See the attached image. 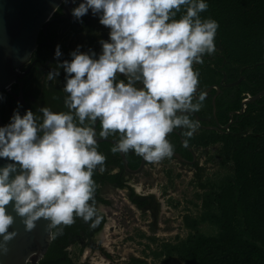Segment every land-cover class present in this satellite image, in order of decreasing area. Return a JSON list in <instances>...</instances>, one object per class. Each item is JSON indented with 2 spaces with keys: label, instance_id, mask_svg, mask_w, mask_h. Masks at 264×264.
Returning <instances> with one entry per match:
<instances>
[{
  "label": "clouds",
  "instance_id": "1",
  "mask_svg": "<svg viewBox=\"0 0 264 264\" xmlns=\"http://www.w3.org/2000/svg\"><path fill=\"white\" fill-rule=\"evenodd\" d=\"M208 7L206 0H81L71 10L76 20L89 10L99 15L109 39L100 41L98 57L77 46L71 60L59 61L56 46L58 62L46 81L55 82L63 69L66 111L17 109L0 127V158L11 161L0 167V250L7 251L17 235L9 231L10 204L26 231L41 218L49 221L52 239L76 218L99 224L103 209L93 176L106 171L100 139L118 133L113 154L134 151L153 164L173 156L168 135L175 129L187 130L188 145L200 127L191 114L206 98L203 92L196 96L199 72L193 65L216 52L219 23L201 16Z\"/></svg>",
  "mask_w": 264,
  "mask_h": 264
},
{
  "label": "trees",
  "instance_id": "2",
  "mask_svg": "<svg viewBox=\"0 0 264 264\" xmlns=\"http://www.w3.org/2000/svg\"><path fill=\"white\" fill-rule=\"evenodd\" d=\"M206 2L209 7L201 16L219 23L215 45L220 61L224 59L223 69L231 78L239 74L245 77L237 87L238 93L254 95L264 90V0ZM53 23L51 29L55 28ZM88 25L91 43L92 20ZM75 31V26L67 30L64 40ZM208 71L215 73L211 68ZM118 79L126 78L118 75ZM4 94L2 91L0 97ZM240 98L233 108L239 107ZM0 110L3 121L9 123L11 117ZM209 141L222 143L221 151L233 167L232 175L211 193L216 211L206 212L217 230L214 234L188 236L175 250L177 256L186 264H264V95L247 105L229 132L211 135ZM99 177L96 172L93 179ZM71 226L50 241L45 254L34 264H72L63 249L69 243L66 231Z\"/></svg>",
  "mask_w": 264,
  "mask_h": 264
},
{
  "label": "rangeland",
  "instance_id": "3",
  "mask_svg": "<svg viewBox=\"0 0 264 264\" xmlns=\"http://www.w3.org/2000/svg\"><path fill=\"white\" fill-rule=\"evenodd\" d=\"M80 2L81 0H74L73 8ZM94 24L97 30H110L100 24L99 15H95ZM55 41L58 44L62 42L59 30ZM83 43L84 32L74 33L63 41L64 51L71 53ZM98 49L95 47L93 51L97 53ZM219 54L220 51L216 47L214 55ZM99 55L98 53L97 57ZM207 63L215 64L216 59H206L203 56L202 64ZM202 64H194L199 76ZM221 146L219 141L206 140L202 145L196 143L195 164L165 158L156 164L148 163L139 173L128 176L136 181L132 182L136 189L140 186L141 191L137 189L138 192L154 191L149 195L154 194L155 200L160 202L159 210L155 213L145 207L148 199L141 204L143 210L132 205V189L122 190L123 194L111 192L110 186L102 188L101 193L104 196L109 193L108 196L114 199L110 202L114 203L116 220L110 216L113 209L108 206V224L105 225V231L102 236L94 238L101 239L112 251L95 254L94 251L99 250L101 242L92 241L86 236V242L80 245L76 238H70L72 244L67 247V254L72 264H186L177 256L175 250L178 246L192 234H214L217 230L206 218L207 211H216L215 204L211 201V193L231 176L233 171L232 163L223 155ZM154 195L149 198L151 201H154ZM154 206L152 203L151 207Z\"/></svg>",
  "mask_w": 264,
  "mask_h": 264
},
{
  "label": "flooded vegetation",
  "instance_id": "4",
  "mask_svg": "<svg viewBox=\"0 0 264 264\" xmlns=\"http://www.w3.org/2000/svg\"><path fill=\"white\" fill-rule=\"evenodd\" d=\"M60 15H62V12L61 9H58V11L55 13V19H53L48 24L45 32L41 31L39 33L38 44L32 56L27 62L22 64V72L27 71L20 78V81L22 82V88L19 87L17 83H15L11 86L12 93L6 92V94L0 97V108H2V111L4 113H7L8 116L12 117L14 110L17 109L21 114H23L25 110L28 109H31L33 112H38L39 108L44 106L51 107L53 111L67 110L64 107V97L66 96V93L63 92V87L66 83V79L63 69H60V75L57 77L55 82L48 83L46 81V74L52 68H54L58 62L57 58L55 57L57 45L60 46V50L62 52V56L59 58V61L71 60L72 57L70 56V53L64 51L65 47L63 41L64 37L67 35V30L72 29V26H75V33L79 31L84 32V43L79 45L80 51L86 52V50H94L95 47H97L99 49L96 54L102 53V45L100 41L109 39L110 30L100 31L96 29V26L94 24L95 15L92 14L91 10H89L88 14L83 16L81 20L78 21L67 18H60ZM91 20L93 28L91 29L90 35L93 36L94 39L91 43H89L87 37V35L89 34L88 23L91 22ZM69 21H71L72 24L68 23ZM59 22H62V24H60ZM52 23L54 24L53 26H55L54 29H51ZM83 27L85 28L83 29ZM58 30L60 32V38L62 40L60 44L55 41ZM70 35H74V33H70L69 36ZM219 55H204L206 59H216V63H207L201 65L202 72L199 76L198 85L200 89L197 91L196 96L198 97L200 92H203L206 98L203 101V106L201 107L200 111L196 112L199 117L198 121L200 123V127L195 132L194 136L189 140L186 147L183 143L185 139V137L183 136V132L186 129H175L168 135V140L174 145V152L182 158V160H180L176 156H172L171 159H175L185 164H195L197 155L194 149V145L196 143L200 145L205 144L206 140H209L211 135L224 134L229 132L230 129L234 125H236L239 117L245 112L247 105L252 101L251 100L249 102H246V100H249L252 96L249 92H242L240 94L237 91V87L245 78L244 75L239 74L238 77L231 78L230 75H228L227 72L223 69L224 59L223 61H220ZM193 67L195 68V65H193ZM209 68L214 69L215 73H210L209 71L207 72ZM238 79L240 80L237 83L229 86L226 85L227 83H232L234 81H237ZM240 96L241 98L239 100V107L233 108V104H235L236 101L238 102L237 99ZM243 102L246 103L242 105ZM191 119L195 120L194 114H191ZM96 127L97 131H99V123H97ZM109 138H113L118 141L120 137L117 133L113 136H110ZM113 146L114 144L107 140H99L98 150L106 156V171L103 174L97 171V173L100 174V177L96 181L98 185L97 191L95 193V196H97L95 197L97 206L99 207L100 205H105L107 207H112L113 213H111L110 216L114 217V220H116L114 216L116 213L113 207L114 203L110 202L114 199H111L108 196L109 193L104 196V194L101 193V190L105 186H110L112 188L111 192L114 193L115 191H117L124 194L122 190H128L129 188L133 190L134 196H131L132 199L129 197L133 206H136L137 208H141L143 210V205L141 204L144 200L148 199V203L145 205V207L149 208L155 213L156 210H159L160 202L158 201V199L155 200L156 197L154 194V201H151L149 199L151 196L153 197L152 194H149L153 193L154 191L144 192L143 190V193L138 192L136 189V185L132 183L136 181H134L133 178L131 179L128 177L129 175H134L137 173H132L127 169L134 170L138 168L143 157L136 155L134 151H130L129 153L125 154L127 166H124L120 154H113L111 152V148ZM148 163L149 162L145 160L140 171H142ZM108 176H112V179H109ZM140 183L142 184V182ZM127 193H129V191ZM152 203L155 204L154 208L151 207ZM105 219L106 215L102 213V218L99 224L93 226L91 222H84L81 218H76L75 223L70 227L71 229L66 232L69 235V238H76L77 242L80 245L84 244L87 239L86 236H89L92 241H98L102 243V245L100 243V248L97 247L99 248V250H92L95 254H102L101 251H105L106 253H108V251H112L111 247V250L108 249L103 244V241L101 239L94 238L96 237V232L100 229ZM71 244L72 243L69 241V243H67L63 247L64 251L68 252L67 247Z\"/></svg>",
  "mask_w": 264,
  "mask_h": 264
},
{
  "label": "water",
  "instance_id": "5",
  "mask_svg": "<svg viewBox=\"0 0 264 264\" xmlns=\"http://www.w3.org/2000/svg\"><path fill=\"white\" fill-rule=\"evenodd\" d=\"M73 3L74 0H0V93L2 91L12 93L11 86L15 83L22 88L20 78L27 71L22 72L18 68L30 59L37 47L39 33L45 32L48 24L55 19L58 9L62 12L60 18L78 21L71 14ZM240 79L226 85L235 84ZM199 89L198 86L197 91ZM262 95H264V90L252 95L246 102ZM192 114L195 115V120H198V115ZM5 125L7 124L3 121L0 110V127ZM106 140L113 144L117 142L113 138ZM119 154L124 166H127L125 154ZM173 156L182 160L175 152ZM144 161L145 159L142 158L138 168L127 170L138 173ZM10 162L5 158H0V167ZM7 211L14 217V224L9 231L15 230L17 235L7 242V251L0 250V264L36 263L44 255L52 240L47 230L49 221L41 218L36 222L33 230L26 231L23 218L16 214L11 204L7 206ZM2 241L3 237L0 236V242Z\"/></svg>",
  "mask_w": 264,
  "mask_h": 264
},
{
  "label": "bare ground",
  "instance_id": "6",
  "mask_svg": "<svg viewBox=\"0 0 264 264\" xmlns=\"http://www.w3.org/2000/svg\"><path fill=\"white\" fill-rule=\"evenodd\" d=\"M137 189H138V191H141L140 186H137ZM99 207H102V209H103V213H104L105 215H107L108 207L105 206V205H100ZM106 220H108L107 217H106L104 223L102 224V226L100 227V229L96 232V235H95L96 237H99L100 235H101V236L103 235V233H104V231H105V227H106L105 225L108 224V223L106 222Z\"/></svg>",
  "mask_w": 264,
  "mask_h": 264
},
{
  "label": "built area",
  "instance_id": "7",
  "mask_svg": "<svg viewBox=\"0 0 264 264\" xmlns=\"http://www.w3.org/2000/svg\"><path fill=\"white\" fill-rule=\"evenodd\" d=\"M22 69H23L22 67L18 68L19 71H22Z\"/></svg>",
  "mask_w": 264,
  "mask_h": 264
}]
</instances>
